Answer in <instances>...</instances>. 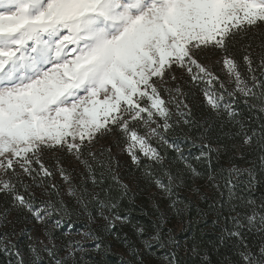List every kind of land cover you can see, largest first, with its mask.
I'll list each match as a JSON object with an SVG mask.
<instances>
[{
  "label": "snow or ice",
  "instance_id": "1",
  "mask_svg": "<svg viewBox=\"0 0 264 264\" xmlns=\"http://www.w3.org/2000/svg\"><path fill=\"white\" fill-rule=\"evenodd\" d=\"M257 36L258 61L251 51ZM236 48L243 52L241 60ZM216 52L221 56L212 63L222 65L226 79L201 62L204 54ZM189 83L200 87L217 117H227L231 130L224 135L240 141L239 159L244 149L252 157L247 167L237 166L233 156L229 167L215 170L214 154L236 146L214 148L206 142L195 158L207 163L208 184L221 197V189L227 192L224 219L230 227L222 229L220 241L235 250L230 264H264V200L257 206L240 194L264 180V0H0V195L6 200L0 252L14 257L9 264H90L84 260L85 242L93 243V251L101 248L91 223L99 218L100 230L109 233L117 223H130L120 212L129 197L128 185L115 171L120 161L111 147H96L107 137L166 194L169 206L182 212L175 189L185 176L165 168L167 151H175L192 177L204 176L169 140L177 127L195 123L183 90ZM237 101L258 115L245 118ZM46 154L55 158L54 168L44 162ZM64 155L78 162L79 181L61 163ZM57 171L74 200L71 206L51 183ZM32 186L56 199L35 207ZM10 209L31 214L43 226L42 238L28 237L27 257L9 239L14 234L6 227ZM82 215L89 226L78 233L80 239L63 233L65 242L57 243L54 229L65 218ZM162 224L161 215L147 239L146 228L133 225L144 250L153 241L165 246ZM250 235H259L257 247L248 242ZM124 243L129 258L123 264H144L141 249L127 237ZM167 244L178 246L171 236ZM197 250L194 244L192 251ZM163 259L180 264L174 250ZM201 264H209L207 255Z\"/></svg>",
  "mask_w": 264,
  "mask_h": 264
},
{
  "label": "trees",
  "instance_id": "2",
  "mask_svg": "<svg viewBox=\"0 0 264 264\" xmlns=\"http://www.w3.org/2000/svg\"><path fill=\"white\" fill-rule=\"evenodd\" d=\"M260 43L261 38L259 36L253 39V46L251 51L255 54L254 58L257 59V61L258 54L261 51V49L258 47ZM233 52L237 60L242 59L243 52L240 51L239 48L233 49ZM219 55H221V53L216 52L208 56L217 58ZM211 69L217 75H219L221 79H226L225 74L219 69L218 65L214 64ZM189 88V90H185L189 93L186 102L192 110V119L195 123L191 128L183 125L177 127L175 131L169 136L170 142L176 143L182 150V153H187L189 151L186 148L188 142L189 144L194 145L193 148H191L192 153L190 154L189 151L190 156L187 157H189L188 161L199 172L204 174L203 178H199L200 180L207 178V163L204 161H198L194 159V156H192H199L202 150V147H198V143L200 141H202L203 143L209 142L214 148L218 143L228 146L229 149H231L233 145L236 146L235 151H225L222 149L221 153L214 154L212 165L215 170H219L221 167H229L233 162L231 159L233 156L236 157V160L234 162L237 164V166L247 167V161L252 159V157L248 155L249 150L244 149V159H239L240 141L238 139H227L224 135L231 130V126L227 124V117H224L222 120L221 118L217 117L214 112H212V110L204 102V97L202 95V92L200 91V87L191 85V87ZM236 107L238 110L245 114V118L258 115L256 113H249L248 109L243 105L241 101H237ZM146 162L147 161H145V163ZM165 168L169 169L170 171L171 169H174V172H181L184 170L182 162L176 159V153L171 149L167 151ZM128 169L130 170V172L133 171L132 176L135 177L136 185L133 186V188L128 187L129 197L122 201L120 212L122 215H127L129 217L130 223L125 225H120L119 223H117L116 228L113 229L111 233L101 231L100 227L97 228V234L100 235L103 241L112 242L119 247H123L125 245V237H127L128 242L140 239V237L135 235L133 225L144 226L147 230V235L145 237H149L154 233L153 223H158L159 219L158 208L156 206L150 205L149 189L154 187V184L149 183L147 180H145L142 172L137 170L134 165H130ZM118 174L121 180V178L123 177V172H119ZM157 175L160 179H163L165 176L163 170L158 171ZM26 182L30 185L32 184L31 180H26ZM33 188L34 186L31 187V192ZM42 189L43 190H41V192H39V195L37 196H35V193L32 192L35 196V207H37L41 203L43 198L42 195H46V201L49 199H56L55 194L49 195L44 191L43 187ZM21 191H23V189H21ZM221 191L224 192L223 197H221L220 192L215 189L209 195H207V199H205L203 202H200V204L196 208H189L186 210V216L192 218H194V216L196 215L201 216L204 217L207 222L206 226H204L203 228H200L197 225H192L189 229V234H185V239H187L188 241L189 255H182L180 252L174 250L177 254V258L179 259L180 264H201V258L205 255H207L208 257L209 264H230V262L234 258L235 250L231 247V245L227 243H221L220 241L222 229L224 227H230V223L226 222L224 219V217L229 215V206L226 203L227 192L224 189H221ZM240 194H243L255 200L258 206L261 201L264 200V180H260L247 192ZM60 198H62L61 195ZM63 200L70 206L74 204V200L70 197ZM182 201V203H185V201H187L186 196H182ZM221 203L224 204L223 207H221ZM5 205V198L3 195H0V212L3 211ZM13 211L14 219H21L25 216V214H27L26 212H17L16 210ZM93 214H95V210H93ZM232 215H235V213H232ZM77 219L78 216H73L71 222L76 223ZM64 220L67 221L68 219L65 218ZM54 231L57 238L61 239L62 229H54ZM15 242L23 251H27L26 246L29 242L28 237H21ZM248 242L252 246L257 247L260 244L259 235L248 236ZM194 244L198 247L197 252L192 251ZM166 248L169 249V244H167V242ZM104 250L108 251L106 248H104ZM168 251L170 252L172 251V249ZM10 260H12L11 256H9L7 253L0 252V264H9ZM151 260L153 261L154 259L151 258ZM114 262V258H108L107 255H105V258L99 257L97 260L90 261V264H114Z\"/></svg>",
  "mask_w": 264,
  "mask_h": 264
},
{
  "label": "rangeland",
  "instance_id": "3",
  "mask_svg": "<svg viewBox=\"0 0 264 264\" xmlns=\"http://www.w3.org/2000/svg\"><path fill=\"white\" fill-rule=\"evenodd\" d=\"M221 55H219L217 58L209 57L207 54H204L202 56L201 62L204 64L209 65L210 68L213 67L214 61H216L218 58H220ZM219 66V69L222 71V65L221 64H215ZM179 76L180 74L177 73ZM191 87V84H185L183 85V90H189ZM203 95V94H202ZM166 98V97H165ZM113 137H107L106 139L100 141L96 147L99 148L101 145L104 147H111L112 149V155L115 156L117 160L120 161V167L116 168L115 171L118 174L119 172H123V177L121 180L128 185L129 188H133V186L136 185L135 177L132 176L133 171L130 172L128 169L130 165H132L131 160L129 157L121 152L120 146L117 145V143L112 142ZM112 142V143H110ZM203 142L200 141L198 143V147L203 146ZM194 145L189 144V142L186 145V148L190 151V154L192 153L191 148H193ZM189 151L187 153H183V156L188 160L190 156ZM194 156V159L196 158V155ZM193 158V157H192ZM46 165L49 167L54 168L55 167V158H49V156L46 154L45 161ZM61 163L64 165V167L67 169L68 174L73 178L74 181H79V165L78 162L71 156L64 155L61 158ZM147 163V162H146ZM183 164V163H182ZM184 168V165H183ZM184 171V172H183ZM181 171L184 173L185 176V183L181 184L179 187L175 189V191L179 194L180 199L182 200V196H186L187 201L185 203H180L177 205L180 209H182L181 213H177L172 207H170V201L167 198L166 194L162 192L154 183V187L149 189L150 194V205L156 206L158 208L159 212V219L158 223L161 220V215L163 218V224H162V234L164 237V243L165 246L161 247L159 243L152 242V247L150 250H144L143 245L141 243V238L136 239L134 241H131L129 243L135 244L137 247H139L143 253V260L144 264H167V262L163 259L169 251L168 250H176L180 252L182 255H189V249H188V241L185 239V234H189V229L192 225H197L200 228H203L206 226L207 220H205L204 217L201 216H194V218L186 216V210L191 208H196L200 202H203L205 199H201L202 196L206 197L209 195L215 188L211 187L208 182L207 178L200 180L199 178L192 177L191 174L187 173V170L184 168V170ZM171 172L173 175H176L178 172H174V169H171ZM165 184L168 182L167 175L164 176L163 179H161ZM51 183H55L60 188V195L63 199L69 198L67 195V188L68 185L61 179L59 172H55L54 176L51 178ZM196 189H199V191H196ZM42 187H35L33 188L32 192L35 193V196L39 195V192H41ZM43 196V198H42ZM42 201H46V195H42ZM175 199V197H173ZM190 202V203H189ZM42 203H40L37 208L41 207ZM2 212V211H1ZM14 211L9 210L7 213V220L11 221V223L7 224V230L10 233H14L10 235L9 239L16 244V240L21 237H29L30 235L38 238L41 237V231H42V225L37 224L35 219L31 216V214H25V216L21 219H14ZM95 215V214H94ZM53 219H59L58 216H54ZM51 223V222H50ZM69 224H71V227H69ZM103 224V221L97 218L91 223V227L95 230L99 228ZM89 226V221L86 216H78L77 222L73 223L71 221H65L63 220L57 229H62V234L67 233L68 236L74 238V239H80V236L78 233L87 230ZM4 231L3 227H0V232ZM100 236V235H99ZM171 236L176 244L177 247H174L173 245L169 244V249L166 248V242L167 237ZM148 237H144V239H147ZM66 238L61 237L57 239V243L65 242ZM101 243V248L98 251H93V243L90 241L85 242V248L88 250L84 255V260L87 261H94L97 260L99 257H104L107 255L108 258H114L115 262L114 264H123L124 261L128 260V248L126 244L123 247L116 246L112 242H105L101 239L98 241ZM17 245V244H16ZM17 247L22 251V253L27 257L28 252L23 251L18 245ZM104 248H106L108 251H105ZM63 251H61L60 255H63ZM46 258V257H45ZM77 258H79V253L77 254ZM117 258V259H116ZM154 259L153 261L151 260ZM12 260H14V257H11Z\"/></svg>",
  "mask_w": 264,
  "mask_h": 264
}]
</instances>
